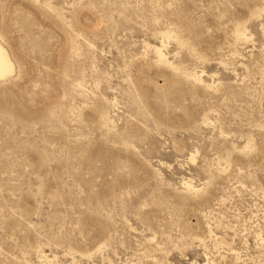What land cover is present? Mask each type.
<instances>
[{"label": "rangeland", "instance_id": "obj_1", "mask_svg": "<svg viewBox=\"0 0 264 264\" xmlns=\"http://www.w3.org/2000/svg\"><path fill=\"white\" fill-rule=\"evenodd\" d=\"M0 44V264H264V0H0Z\"/></svg>", "mask_w": 264, "mask_h": 264}, {"label": "bare ground", "instance_id": "obj_2", "mask_svg": "<svg viewBox=\"0 0 264 264\" xmlns=\"http://www.w3.org/2000/svg\"><path fill=\"white\" fill-rule=\"evenodd\" d=\"M154 53L159 60H164V53L161 47H153ZM14 73V65L8 52L0 44V80ZM196 77V75L194 74Z\"/></svg>", "mask_w": 264, "mask_h": 264}]
</instances>
